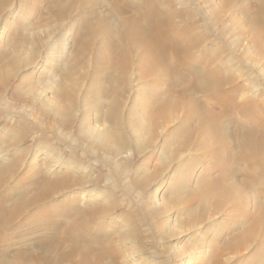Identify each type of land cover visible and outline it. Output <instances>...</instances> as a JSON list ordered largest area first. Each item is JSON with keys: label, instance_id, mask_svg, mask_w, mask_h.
<instances>
[{"label": "rangeland", "instance_id": "obj_1", "mask_svg": "<svg viewBox=\"0 0 264 264\" xmlns=\"http://www.w3.org/2000/svg\"><path fill=\"white\" fill-rule=\"evenodd\" d=\"M169 1L179 28L188 30L187 37L194 44L193 58L225 65L226 74L242 84L239 104L260 97L256 102L264 105V52L248 31L264 0H227V7L224 0H153L150 5L164 7ZM79 2L5 0L0 7V86L2 80L9 82L0 88V122L6 124L0 131V170H10V179L1 190H12L29 200L48 179L68 178L64 186H57L46 200L29 205L20 216L19 243L1 249L8 251L5 260L16 264V252L25 257L30 251L44 250V240H52L56 264H84L88 261L85 250L101 254L100 261L90 264H264V227L252 229L261 211L252 207L255 195L250 187L242 200L246 202L243 210L235 208L234 202L216 210L213 196L203 202L187 199L205 179L210 182L234 173L237 182H244L245 168L225 169L222 155L206 158L192 145L189 150L175 145L166 149L171 129L179 132L176 126L184 118L182 111L171 112L170 120L158 119L151 136L143 109L149 112L156 101L150 96L153 86L159 97L168 85L161 81L164 78L142 77L135 55L126 79L118 80L122 74L118 53L128 43L121 36L123 23L111 19L107 6L92 4L94 12L85 13ZM129 2L145 6L144 0ZM58 6L66 9L64 16L57 15ZM259 18L264 19V9ZM107 27L115 42L112 75L105 74L95 59ZM84 39L91 42L88 48ZM240 72L254 77L242 80ZM101 76L105 93L99 99L96 80ZM112 87L120 89L117 114L122 120L117 126L108 119ZM178 89L171 95L177 97ZM258 167L255 172L264 181L262 167ZM133 180L140 184L133 186ZM259 201L264 209V195ZM91 208H97V218L89 225L84 220L90 219ZM28 217L33 220L29 226ZM72 225L85 229L91 244L84 241L82 256L75 254L63 262L59 254L72 245L63 231ZM136 252L151 255L152 262H142L134 256ZM30 257L26 264H46Z\"/></svg>", "mask_w": 264, "mask_h": 264}, {"label": "bare ground", "instance_id": "obj_2", "mask_svg": "<svg viewBox=\"0 0 264 264\" xmlns=\"http://www.w3.org/2000/svg\"><path fill=\"white\" fill-rule=\"evenodd\" d=\"M76 1H81L83 3L85 6V13H91L90 11H93L92 4L95 8L101 5L107 6L110 11L109 16L111 19L123 23L124 29L121 32V36L122 39L128 43L126 44L124 42L125 44L121 46L118 53L117 63L120 71H122V74L118 76V80L124 81L123 79H126L124 74L134 66L135 63L132 62L131 57L135 55L139 60L138 69L142 77L164 78L161 81H165L163 84L168 85L166 92L164 94L162 93V96L159 97L156 93L159 90H155L153 86L150 91V96H154L156 99L155 103L150 102L153 106H148L150 109L149 112L148 108L144 111L142 107L143 112H145V124L151 126V136L155 135L154 128L156 127L155 125L158 119L170 120L172 117L171 112L182 111L184 112V118L179 121L180 123L178 122L179 124L176 126V129L179 132L174 134V131H172L173 128L171 129L172 133L169 132L171 135L166 139L168 140L166 143L167 146H164L166 149L175 145L178 149L189 150V147L192 145L191 149L201 152L206 158L216 154H219V157L222 155L221 157L224 162L222 164H224L223 166L225 169L234 167L245 168V178L247 179L244 182H237L238 180L233 177L236 176L234 173H229L223 176L219 175V177L210 180V182H208V179H205L200 183L201 186L192 189V191L188 193L187 199L190 200V202L192 200L203 202L205 198L209 199L210 196H213L217 202L215 206L216 210L224 205H228V203L230 204L231 202L235 203V208L237 206L238 209L243 210L246 203L244 202L243 204V201L247 198L245 197V191L250 187L255 195L252 207L258 213L261 211V214L253 220V223L251 224L252 229L256 231L258 227H264V209L259 201L261 200V196L263 197L264 195V190L261 189L262 182L264 181H262L258 173L255 172V169L259 166L258 168L262 167V170L260 169L261 174H264V115L260 114L261 112H264L262 111L264 105L261 101L256 102L258 98H261L256 95L258 97L256 101L253 97L254 101L247 100L248 102L245 101L242 104H239L238 100L243 97L241 98L240 95L242 84L240 85L238 83V78L236 79L234 76L226 74L228 69H226V66L223 64L215 66L214 62L209 63L208 61L204 62L193 58L192 50L194 49V44L189 40L190 37H187L186 32L188 30L185 29V32V30L179 28L181 26H178V22L175 19V16H178L175 13V15L172 13L170 9L172 4L170 1L167 2L168 5L166 4L164 7H162V5L159 7V5L158 8L154 5H150L153 0H144V7L135 5V3L131 4L129 2L130 0H120L119 2L114 1V3L109 2L107 4H102L100 0H75V2ZM3 2H5V0H0V7ZM81 2H79V4ZM224 6H228L227 0H224ZM263 9V7L259 8L257 11V18H254L255 22L248 30L254 38V41H252L262 52H264V19L259 17H261ZM65 10L66 9L60 7L57 10V15L64 16ZM125 14L131 15L130 17H125ZM86 24V31L88 29L87 32H89L91 26L87 22ZM110 33L111 31L109 27H107L103 36L100 38L103 42V46L100 48L97 57L95 58L103 65V69L107 75H112L115 68L114 60L112 59L114 57L112 53L113 44L115 42L114 36ZM82 42L86 48H88V46H90L89 43H91L89 40L85 39L84 41L82 40ZM182 65L185 67L187 66L189 69H183ZM253 77V74L248 76L247 73H242L240 78L242 80L245 78V80L250 81ZM103 79L104 78L101 76L96 80V97L99 99V96L105 93V86L103 87L102 83ZM6 83L8 84L9 82L2 80L0 88H6ZM156 85L158 84L156 83ZM176 88H179V91H177V97L171 95ZM110 91L114 98H112L111 103L109 102L110 105L108 108L110 112L108 119L112 121V123L114 122L117 126L122 120H120L117 114V107L120 104L118 96L120 89H114V87H112ZM257 91H255L256 94ZM242 95H244L245 98V94ZM142 102L146 103L145 100ZM148 102L149 101H147V103ZM70 107L72 106H68V108ZM1 122L0 131L6 126V124ZM181 132L182 134H179ZM111 133L113 134V132ZM111 136L113 138V135ZM233 150L237 151L236 155L231 152ZM229 151L232 154L229 153ZM60 160L59 157L58 163ZM210 165L208 164L206 168L208 169ZM224 168H222V170ZM9 171L8 168L0 170V264L11 263H8L5 260L4 253L8 252L6 247L9 246L11 249L12 245L16 246L19 243L20 237L18 234H21L20 231L22 229L19 225L21 224L19 222V218H21L20 216L25 212H28L26 210L29 208V205L35 203L38 204L37 202L46 200L48 196L52 195L55 190H57L55 189L57 186H59V188L64 186L68 179L67 177H58L55 180L48 179L45 187L42 189L37 187L36 194L31 195L29 200H26L23 194L16 195L12 190H1V187H4L5 183L10 179ZM187 175L188 174L185 176L188 179ZM43 179H45V177ZM132 184L135 186L140 184V181L133 180ZM26 196L28 195L26 194ZM235 208L234 210H236ZM89 214L91 216L90 219H86L84 222L91 225L92 219L97 218V208H91ZM32 222L33 220L31 218L27 219V226ZM63 235L69 242H72V245L66 252H63L61 255L59 254V259L63 262H67V260H70L71 256L75 254L82 256L81 245L84 241L88 243V246L91 244L88 241L87 231L85 229L82 230L80 225L66 227L63 231ZM17 236L19 238H17ZM262 237L261 242L264 241V233L262 234ZM41 245L44 246V250L40 248L39 251H34L35 253L30 251V255L27 254L25 257L22 256L21 253L18 254L16 252L13 255L15 258L19 255L16 264H26L25 260L30 256V258L33 256L40 258L46 264H56V261L52 258V252L55 248L54 246L51 248L53 241L44 240ZM2 248H6L7 250L4 249L3 251L1 250ZM88 249L92 248L88 247ZM39 252L40 256H38ZM140 252L138 254L136 252L134 256H140L142 262H152L151 255ZM83 255L86 257V260H88L85 261L84 264H90L92 260L100 261L99 257L101 254L97 250H91L90 253L85 250L83 251Z\"/></svg>", "mask_w": 264, "mask_h": 264}]
</instances>
